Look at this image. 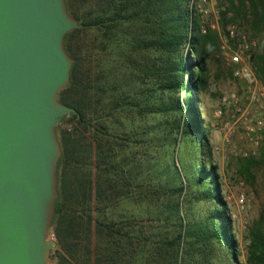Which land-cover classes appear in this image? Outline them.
I'll return each mask as SVG.
<instances>
[{"label":"trees","instance_id":"obj_1","mask_svg":"<svg viewBox=\"0 0 264 264\" xmlns=\"http://www.w3.org/2000/svg\"><path fill=\"white\" fill-rule=\"evenodd\" d=\"M227 1L264 34V0ZM66 6L80 27L64 40L73 66L58 96L74 113L61 121L71 128L59 139L55 264H239L199 106L217 36L202 34L190 0ZM262 48L264 79V37ZM193 199L211 212L186 213ZM246 264H264L262 222L250 228Z\"/></svg>","mask_w":264,"mask_h":264},{"label":"water","instance_id":"obj_2","mask_svg":"<svg viewBox=\"0 0 264 264\" xmlns=\"http://www.w3.org/2000/svg\"><path fill=\"white\" fill-rule=\"evenodd\" d=\"M66 0H0V264H49L61 146L55 129L74 113Z\"/></svg>","mask_w":264,"mask_h":264},{"label":"rangeland","instance_id":"obj_3","mask_svg":"<svg viewBox=\"0 0 264 264\" xmlns=\"http://www.w3.org/2000/svg\"><path fill=\"white\" fill-rule=\"evenodd\" d=\"M229 6L227 0H190L192 13L199 15L202 20V34L205 36L213 33L217 36L216 44L207 46V83L199 94L201 116L208 133L211 150L205 162L207 165L213 164L217 167L220 190L232 218V232L237 241L239 253L238 262L246 264L250 228L260 222L264 227V158L262 154L264 139L259 145H254L240 139L241 130H235L233 144L229 147L224 142L225 131L222 126L213 128L212 123L215 122L214 115L222 106L225 97L242 96L244 84L234 77L235 70L247 66L256 75L258 81L264 84V79L254 64L256 57L263 53L264 34L255 31L244 18L243 13H238L234 9L227 11ZM222 12H227L226 19L222 17ZM248 20L250 21V18ZM240 45H247L249 51L242 56L241 64L236 65L232 63L231 56L238 53ZM223 47H226V50H223ZM235 114V110H225L221 122H231ZM69 128H71L69 123L58 124L55 129L58 141L61 132ZM183 146L180 151L182 158L188 162L192 161L194 158L192 153L195 151ZM211 210L212 205L199 204L194 199L185 206V212L193 214L196 218L207 216ZM48 238L57 243L52 228ZM56 248L51 252L49 264H55Z\"/></svg>","mask_w":264,"mask_h":264},{"label":"built area","instance_id":"obj_4","mask_svg":"<svg viewBox=\"0 0 264 264\" xmlns=\"http://www.w3.org/2000/svg\"><path fill=\"white\" fill-rule=\"evenodd\" d=\"M223 50H226V47H223ZM248 51L247 45H240L238 53L231 56L232 63L240 65L242 56ZM234 77L244 84L242 96L233 95L223 99L222 106L214 115L215 122L212 123V127L222 126L225 131L224 142L229 147L233 144L235 130H241L240 139L259 145L264 139V84L258 81L256 75L247 66L235 70ZM225 110L236 111L231 122H221ZM232 152L235 153L234 150Z\"/></svg>","mask_w":264,"mask_h":264}]
</instances>
